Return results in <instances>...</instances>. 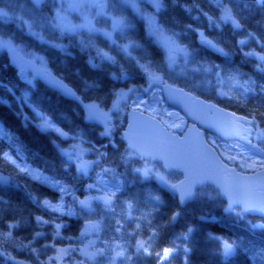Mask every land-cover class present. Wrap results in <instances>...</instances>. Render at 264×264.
Instances as JSON below:
<instances>
[{
    "label": "trees",
    "instance_id": "16d2710c",
    "mask_svg": "<svg viewBox=\"0 0 264 264\" xmlns=\"http://www.w3.org/2000/svg\"><path fill=\"white\" fill-rule=\"evenodd\" d=\"M108 2L129 22V28L117 37V44L112 45L102 35L94 42L114 57V63L60 31L53 34L52 0H46L39 8L33 0H0V10L12 17L10 21L0 18V38L40 55L53 74L73 87L85 102L102 101L105 110L111 108L120 90L147 84L137 65L139 61L160 72L169 84L239 115L255 118V125L264 129V71L260 70L263 64L245 55L251 49L264 53L256 39L264 43V8L258 7L255 0H222L240 21L239 29L218 19L209 22L205 12L218 18L215 0H163L159 12L149 10L157 16L161 28L189 52V69L184 75L168 68L164 50L148 35L143 20L121 0ZM28 24L46 40L34 36ZM200 32L226 54L202 44ZM241 39L248 42L240 45ZM58 44L66 49L56 47ZM126 44L133 46L131 55L123 51ZM92 59L95 66L89 63ZM25 76L12 64L8 52L0 51V174L9 179V183L0 182V231H8L10 222L17 225L12 229V240L0 246L26 264H38L31 248H37L40 258L46 259L54 254V249L46 245H72L86 224L100 222L103 241L129 244L130 264H161L164 248L173 252L163 264H264V218L231 211L210 186L198 189L192 202L181 205L168 187L155 179H143L137 172L142 163L121 137L126 117L115 121L112 137L101 135L103 125L87 120L82 104L63 98L38 79L30 82ZM36 112L50 118L70 139L42 131L36 125ZM73 139L88 144L95 153L94 159L99 156L98 169H112L120 177L121 187L115 194L113 210L96 206L93 211H77L75 218L55 214L42 201H58L60 191L3 160L4 153L10 154L39 170L60 189L83 198L92 193L88 187L92 180L79 173L62 151L71 147ZM258 144L264 151V138ZM171 178L174 184L182 176L172 173ZM37 216L42 221H37ZM56 224L62 225L59 236L55 235ZM140 240L149 242V254L134 251ZM225 242L232 245L231 254H223ZM0 264H5L3 258Z\"/></svg>",
    "mask_w": 264,
    "mask_h": 264
},
{
    "label": "rangeland",
    "instance_id": "374dc122",
    "mask_svg": "<svg viewBox=\"0 0 264 264\" xmlns=\"http://www.w3.org/2000/svg\"><path fill=\"white\" fill-rule=\"evenodd\" d=\"M45 2L46 0H43V4ZM52 2L54 6L53 8L54 14L59 12L61 16L66 17L65 21L75 29L74 31H72V33H70L69 37L71 39H75L76 41H78L79 44H81L82 46L88 49L93 48L97 52V54L102 58H104V56L102 54H99V50L101 49H99L97 45H95L94 43L97 40V37H98L97 34L102 35L103 38L108 39L111 42V44L114 45V44H117V37L119 35L124 34L125 31L129 28V22L127 18H125L121 14L119 15V12L117 10L115 11L111 7L108 0H52ZM121 2L123 3V5L129 7L131 11L134 14H136L141 20H143L148 35H150L154 39L155 43L164 50L161 44L157 41L156 37L150 34L149 26L143 16L144 13H148L157 18V16L154 13H152V11H149L152 9L155 10L152 7L151 0H136L137 4L140 7L141 14H137L132 9L128 0H121ZM70 5H73V6L70 7ZM0 18L6 21H10L12 19V17L4 10H0ZM55 20L56 18L54 17V23H52L53 34L57 33L58 31L54 26L56 25ZM116 20H123V24L120 26H114V22ZM157 25L159 26L160 29H162L158 23V20H157ZM27 28L29 29L31 33L34 32L32 27L29 24L27 25ZM163 32L167 36L172 37L177 42L174 36L168 34L164 30ZM105 33H111L112 34L111 38L106 36ZM0 40H5V39L0 38ZM43 40H46V39L43 37ZM7 41H10V40H7ZM11 43L25 57L29 58L34 63L41 65L42 57L40 55H37L34 53L33 54L28 53L25 50H23L21 47L15 46V44L12 41ZM58 45H62V47H59L60 49L62 50L66 49V47L63 44H58ZM132 48L133 46L130 45L129 46L130 53L132 51ZM0 51H8V50L6 48H0ZM164 52H165L166 64L168 66L167 53L165 50ZM109 55L111 54L109 53ZM43 62H46L44 58H43ZM91 64L96 65L95 59L91 60ZM189 64H190L189 54L187 57H185L182 53H177L176 64L171 68H169L168 66V68L170 70L178 72L179 75H184L189 69ZM263 68H264V64H263ZM25 77L28 81L34 82L35 78L33 76L27 75ZM146 88H147V91H145ZM129 89H131V91H129ZM123 91L128 92V96L125 100H121L120 102L121 103L120 108L122 109V111L116 110V111L110 112V115L112 117L111 119L112 126L114 125L116 120L122 121L126 117V114L128 113L130 109H134V110H140L148 115H151L157 118L164 124V126H166L169 130L174 131L175 133L182 134L187 128V125H188L187 119L179 111L172 109L166 104V102L164 101L162 97V92L158 87L150 88L148 87V83H147L143 87L131 86V87H128L127 89H124ZM36 117H37L36 125L42 131L55 133L51 129L45 130L44 128L41 127L42 118L44 117L43 114H41L40 112H36ZM50 121L53 124H55L57 127H60L55 122H53L51 119ZM89 121L98 122L96 120H89ZM109 136L112 137V134ZM206 138L208 142L210 143V145L216 149V151L219 153L223 161H225L227 164L236 167L238 170H240L243 173H254V172L261 170L259 167V163H257L254 167H248V165L251 164L253 161H257V162L264 161V151L260 149V146L258 144L259 141H261V139H263L264 137L259 135L258 130H257L256 136L254 137L253 146H246L238 142H223L219 140L216 136L209 135V134H206ZM63 139H70V137L68 135L67 138H63ZM76 143H81L84 148L88 149V151L84 155V159L90 160L93 162L89 168L87 175H85L82 171H79V173L83 174L86 177H89L90 180H92V182L89 184V185H92V187L90 188L92 190V193L89 194L88 196H92L93 198H96V197H103L106 194L107 195H111L113 193L116 194L117 190H119L121 187V184H120L121 180H120V177L117 176V173L114 170L106 168V167H100L98 169L99 163L101 161L99 156L98 158L94 159L93 158V155H95L94 151L89 149L87 146L88 144H86L82 140L73 139V142H71V145L76 144ZM97 150L99 151L100 149L97 148ZM8 155L16 162L17 165L20 166V168H27L29 169V172H31L32 170H35L41 175V177H46L43 173H41L36 168L17 160L15 157L11 156L10 154ZM72 155L73 157H75L76 155L74 150L72 152ZM69 160L76 165L75 160L73 159H69ZM29 172H25V173H27L32 178ZM137 172L140 174V176L143 179H155L158 182H160L162 185H164L165 187L169 188L171 185H173L171 174L166 173L161 168L160 165L153 164L151 162H143L142 166L138 168ZM2 177L4 176L0 174V182L9 183L8 178L5 180V179H2ZM47 180L51 181L49 178H47ZM36 181L43 183L45 185H48L54 189H58V191H60L58 184H56V186L53 187L47 181H44V182H42L41 180H36ZM60 193H61V196L59 200L56 202H52V203H59L62 199L63 200V210L61 212H57L47 207L45 208L61 216L75 218L77 215V211L79 210L93 211L96 206H101L103 207V209L107 211L113 210L115 195L113 197L110 208L105 207L102 200L93 199L92 208L85 209L81 207L78 202V199H83L84 197L80 198L79 196L75 195L74 193H70L69 190H65V189L63 192L60 191ZM96 223L100 225L99 231H91L89 233H86L83 236L80 234L79 239H77L75 243H73L72 245L66 246L67 248H69V251H70V255L65 258L66 264H79L80 261H84V264H93L92 261H89L87 260L86 257L80 255V249L83 248L85 245H89V251H96L98 249H103V253L97 255L95 264H125L128 262L126 257L131 256L130 251H129L130 249L129 244L126 242L107 243L103 241L102 240L103 226L100 222H96ZM84 229H85V226H84ZM90 241H95V243L89 244ZM148 245H149V242L147 241L145 246L147 247ZM120 250H126L125 257L123 258L117 257L114 261L113 260L114 252L120 251ZM134 251L139 253L142 250L138 252L137 245H135ZM231 253L232 251L229 254ZM53 264H55V262H53Z\"/></svg>",
    "mask_w": 264,
    "mask_h": 264
},
{
    "label": "water",
    "instance_id": "95a60500",
    "mask_svg": "<svg viewBox=\"0 0 264 264\" xmlns=\"http://www.w3.org/2000/svg\"><path fill=\"white\" fill-rule=\"evenodd\" d=\"M59 23L60 21H58ZM18 52L24 61L32 62L31 65L26 64L25 70L22 72L20 63L8 51L12 64L22 73L32 75L63 98L81 104L48 84L38 74L40 66L25 57L19 50ZM167 85L173 86L169 83ZM152 87H159L167 105L177 109L186 117L189 122L186 130L182 134L175 133L157 118L140 110L130 109L126 115V125L121 136L124 144L138 156L140 162L160 164L166 173L182 175V179L173 184L177 187L170 186V190L178 197L179 203L184 205L192 202L196 197L197 190L207 186L218 191L228 207L229 194L237 201L258 203L264 200V173L262 170L243 173L236 167L228 165L206 139V132H209L224 142L236 141L246 146H252L256 131L254 122L250 125L247 123L252 119L197 97L181 87L173 86L182 90L177 92L175 97L168 95V90L163 83L154 84L150 88ZM240 117L244 119L237 120ZM234 123H240L250 128L246 139L237 135L225 136L219 130L221 127H230ZM129 125L132 127L129 128ZM125 132L129 133L134 146L129 145V140L124 136ZM189 186L191 194L181 200L180 191ZM229 209L240 210L244 215L264 218V213L255 209L246 211L240 202L232 204Z\"/></svg>",
    "mask_w": 264,
    "mask_h": 264
},
{
    "label": "snow or ice",
    "instance_id": "6c2138e0",
    "mask_svg": "<svg viewBox=\"0 0 264 264\" xmlns=\"http://www.w3.org/2000/svg\"><path fill=\"white\" fill-rule=\"evenodd\" d=\"M128 2L130 3L132 9L137 14H141L140 7L137 4L136 0H128ZM33 3L35 4V6L37 8H39L43 4V0H33ZM215 3L219 9L218 18H214L212 16H209L208 13H206V12L204 13V15L207 16L210 23L215 22L216 19H218L219 21H222L225 23L230 22L234 28L239 29L242 27L240 21L234 15L233 10L230 6H228L226 4H222V0H215ZM151 4H152V7L157 12H159L161 7L163 6V0H151ZM255 4L260 8H264V0H255ZM71 6H73V5H70V7ZM143 16H144V19L149 26L150 34H152L153 36L156 37L157 41L161 44V46L166 51L167 62H168L169 68L173 67L176 64L177 53H182L185 57L188 56L189 53H188L186 47L181 46L172 37L167 36L163 32V30L159 28V26L157 25V18L155 16L148 14V13H144ZM56 17H57L58 21H60L58 26L60 27L62 32L65 29H67L69 31L75 30L71 25L64 23V21L66 20V17H62L59 12L56 13ZM122 24H123V20H116L114 22V26H120ZM32 34L34 36H38V38L43 40V37L39 36L38 33L33 32ZM105 35L108 36L109 38H111V36H112L111 33H105ZM249 35L255 36L254 33H249ZM199 39H200V42L202 44H205L209 47L215 48L217 51L221 52L222 54H226V53H224V50L222 48H219L217 45H215L213 43L212 40L208 39L203 32L199 33ZM256 39H257V43L260 45V47H264V43H261V41L259 40L258 37ZM247 42H248L247 39H241L239 41V44L244 45ZM129 46H130L129 44H126L123 46V51L127 55H131V53L129 52ZM56 47H62V45H56ZM0 48H6L13 55V57L17 60V62L20 63L22 72L25 70L26 64H28V65L32 64L31 61H24V58L19 55L18 50L16 48H14L11 41L0 40ZM99 54H102L104 56V58L107 59L108 61L113 62V63L115 62L114 57L109 55L108 52L103 51V50H99ZM245 55L255 57V59L257 61H259L260 64H264V53H261V52L257 51L256 49H251V50L245 52ZM41 60H42V63H41L40 68L38 70V74L41 76V78L44 79L45 81H47V83L50 84L51 86L59 89L64 95L69 96V97L77 100L78 102H80L82 104V107H83L84 112H85V118L87 120H96L103 125L104 131L101 133V135H105V136L111 135L112 131H113V126L111 124L112 117L110 115V112L116 111V110L122 111V109L120 108V104H121L120 102H121V100H125L127 98L128 92H125L123 90H120L119 92H117L116 93V99H114L111 103V108L108 110H105V106L103 105L102 101L92 100L89 102H85L82 99V97L77 94L76 90L73 87H71L69 84L65 83L63 80L59 79L56 75L53 74V72L48 68L46 62H43V58H41ZM89 63H91V60L89 61ZM137 65H138L139 69L144 73V75L147 79V82H148V87H151L154 84L163 83L165 85V87L167 88L168 95L170 97H175L177 92L182 91V90L176 89L173 86L167 85V83L163 80L162 74L160 72H158L156 69L149 67L148 64L140 63L139 61H137ZM261 71H264V68H262ZM129 91H131V89H129ZM145 91H147V88L145 89ZM262 115H264V114H262ZM241 119H244V118H242V117L237 118V120H241ZM254 121H255V118H253V120L247 121V123L250 125ZM41 127L44 128L45 130L51 129L60 137H63V138L68 137V133L66 131H64L60 127H57L46 116H44L42 118ZM131 127H132V125H129V128H131ZM219 130L225 136L237 135V136H241L242 138L246 139L247 138L246 134L250 131V128L245 127L243 124H240V123H234L230 127H221V128H219ZM257 130H258L259 135L264 137V129H260L258 124H257ZM124 136H125V138H127L129 140V145L134 146L132 144L129 133L125 132ZM73 150L76 153L75 157H73V155H72ZM62 151L64 152L65 155H67L69 157V159H73L76 161V168L78 171H82L85 175L88 174L89 168H90L91 164L93 163L90 160L84 159V155L88 151V149L84 148L81 143H76V144L71 145V147L68 149H62ZM3 159L8 161L10 164L15 165L17 168H19L20 172H29V169H27V168H20V166L17 165L16 162L7 153H5L3 155ZM257 163H259V167L262 170V173H264V161H260V162L253 161L251 164L248 165V167H254ZM29 174L32 176V178L34 180H41L42 182L47 181L53 187L56 186V183L48 181L47 177H41V175L38 172H36L35 170H32L31 172H29ZM2 179L6 180L7 177H2ZM88 187L91 188L92 185H88ZM173 187H177V186L173 185ZM60 191L63 192L64 189L61 188ZM190 194H191V187L190 186L185 188V189H182L180 191L181 200H183L185 198V196L190 195ZM114 195H115L114 193L111 195L106 194L103 197H96V198H93L92 196H86L83 199H78V202H79V205L81 207H83L85 209H91L93 199H99V200H102L105 207L110 208ZM229 202H230L229 207H231V205L234 203L240 202L243 204V207L246 211L250 210V209H255L261 213H264V200H261L258 203H251L248 201H237L236 199H234L229 194ZM42 204H43V206H45V207H47L53 211L61 212L63 210V200L62 199L59 203H52L50 200L44 199L42 201ZM128 207H129V209H131V205H129ZM42 219L43 218L40 216L36 217L37 221H42ZM43 222L48 223V221H46V220ZM7 227H8V231H0V245L4 244L7 241L12 240V238H13L12 229L16 228L17 225L15 223L10 222V223H8ZM61 227H62V225H60V224L55 225V229H56L55 235L56 236L60 235ZM99 230H100V225L98 223L90 222V223L85 225V229L81 233V235L83 236L86 233H89L91 231H99ZM37 235H41V234L37 233ZM94 243H95V241L89 242V244H94ZM145 244H146V242L143 240L138 241L137 251L139 252L140 250H143V252L145 254H149V248L146 247ZM15 246L18 248L20 247V245H18V244ZM46 246L54 249V254L48 255L46 259L40 258L39 250L37 248H35V247L31 248V252L35 256V259L38 261V264H53V262H55V264H66L65 258L70 255L69 248L57 246L55 243H52V244L46 245ZM24 247H29V245H24ZM223 248H224L225 255L229 254L232 251V245L229 243L225 242L223 245ZM172 252H173V249H171V248H164L163 249V253L161 256V264H163L164 260L168 259V257L171 255ZM102 253H103V249H98L96 251H89V245H85L83 248L80 249V255L86 257L87 260L92 261L93 264H95V260H96L97 255L102 254ZM125 254H126V250L115 251L114 256H113V260L115 261V259L117 257L123 258V257H125ZM157 255H160V253H157ZM0 258H3L5 264H8V262H11V264H26L25 261L18 259L16 256L13 255V253L11 251L5 249L2 246H0ZM126 259L130 264V262L132 260V256H127ZM79 264H84V261H80Z\"/></svg>",
    "mask_w": 264,
    "mask_h": 264
},
{
    "label": "flooded vegetation",
    "instance_id": "af4514ba",
    "mask_svg": "<svg viewBox=\"0 0 264 264\" xmlns=\"http://www.w3.org/2000/svg\"><path fill=\"white\" fill-rule=\"evenodd\" d=\"M63 17V16H62ZM56 18V20H55V23H56V25H54L55 26V28L58 30V31H60L62 34H64V36H67V37H69V35H70V33H72V31H69V30H67V29H65L63 32L61 31V29L58 27V24H57V17H55ZM54 23V22H53ZM64 23H66V24H68L66 21H64ZM69 25V24H68ZM98 36L100 35V34H97ZM96 36V35H95Z\"/></svg>",
    "mask_w": 264,
    "mask_h": 264
},
{
    "label": "clouds",
    "instance_id": "9594fccd",
    "mask_svg": "<svg viewBox=\"0 0 264 264\" xmlns=\"http://www.w3.org/2000/svg\"><path fill=\"white\" fill-rule=\"evenodd\" d=\"M4 154H5V153H4ZM4 154H3V155H4ZM3 160H5V159H3ZM5 161H6V160H5ZM222 251H223V254L225 255V253H224V248L222 249Z\"/></svg>",
    "mask_w": 264,
    "mask_h": 264
}]
</instances>
